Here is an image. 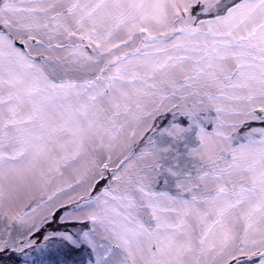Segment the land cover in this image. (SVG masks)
<instances>
[{"label":"snow or ice","instance_id":"snow-or-ice-1","mask_svg":"<svg viewBox=\"0 0 264 264\" xmlns=\"http://www.w3.org/2000/svg\"><path fill=\"white\" fill-rule=\"evenodd\" d=\"M0 264H264V0H0Z\"/></svg>","mask_w":264,"mask_h":264}]
</instances>
